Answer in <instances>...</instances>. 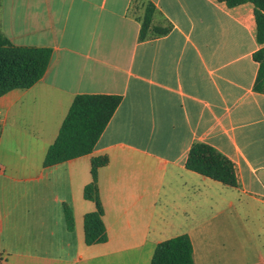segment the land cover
<instances>
[{
    "label": "crops",
    "instance_id": "1",
    "mask_svg": "<svg viewBox=\"0 0 264 264\" xmlns=\"http://www.w3.org/2000/svg\"><path fill=\"white\" fill-rule=\"evenodd\" d=\"M149 4L152 30L140 40ZM170 28L157 35L153 28ZM0 33L51 49L45 76L0 98V264H151L187 234L196 264H264V93L254 5L219 0H0ZM122 103L92 154L45 167L78 95ZM207 144L234 188L187 169ZM99 170L108 241L88 246ZM65 206L74 216L67 226Z\"/></svg>",
    "mask_w": 264,
    "mask_h": 264
},
{
    "label": "trees",
    "instance_id": "2",
    "mask_svg": "<svg viewBox=\"0 0 264 264\" xmlns=\"http://www.w3.org/2000/svg\"><path fill=\"white\" fill-rule=\"evenodd\" d=\"M229 8L252 3L257 23V40L262 46L254 55L259 63L255 91L264 93V0H219ZM156 7L149 4L142 21L140 40L148 38ZM157 35H166L170 28L154 27ZM53 51L34 47L14 46L0 33V98L16 89L34 87L46 74ZM122 103L116 95H78L62 125L59 136L49 148L45 167L58 165L92 154L101 136ZM109 163L108 157L92 159V182L86 186L84 197L96 204V210L85 216V241L88 246L108 241L104 223L105 209L99 192V170ZM187 169L224 185L239 187L234 164L213 147L196 143L190 150ZM69 231L74 230V216L65 206ZM151 264H196L194 246L189 235L184 234L160 243Z\"/></svg>",
    "mask_w": 264,
    "mask_h": 264
}]
</instances>
